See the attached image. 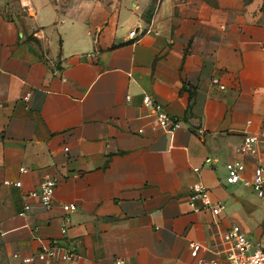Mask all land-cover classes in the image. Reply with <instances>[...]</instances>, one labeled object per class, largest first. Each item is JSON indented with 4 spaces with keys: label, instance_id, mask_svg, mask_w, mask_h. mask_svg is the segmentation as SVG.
<instances>
[{
    "label": "crops",
    "instance_id": "0c3cea01",
    "mask_svg": "<svg viewBox=\"0 0 264 264\" xmlns=\"http://www.w3.org/2000/svg\"><path fill=\"white\" fill-rule=\"evenodd\" d=\"M146 96L177 121L172 136ZM246 132L255 152L228 184ZM257 167L264 176V0H0V264L40 251L35 235L73 248V264H195L189 244L214 258L234 224L264 247ZM45 176L52 208L31 199L20 216ZM197 180L223 205L215 218L189 205Z\"/></svg>",
    "mask_w": 264,
    "mask_h": 264
},
{
    "label": "built area",
    "instance_id": "2783aa9c",
    "mask_svg": "<svg viewBox=\"0 0 264 264\" xmlns=\"http://www.w3.org/2000/svg\"><path fill=\"white\" fill-rule=\"evenodd\" d=\"M135 30H132L129 35H133ZM212 82L217 84V78H212ZM223 88L222 85L219 86ZM29 94H25L22 99L27 101ZM144 103L152 110L155 116L156 124L169 135H173L177 127V121L168 116L158 103H153L149 97L144 98ZM258 142V136L254 133L246 132L239 146L236 148L234 158L225 163L226 168V182L228 184H236L241 181L240 174V161L238 155L253 154ZM67 150V147L64 148ZM209 159H206L208 162ZM199 171V168H194ZM57 184L56 178L52 176H45L39 183L38 189L31 190L22 195L23 203L20 216H24L30 209L29 201L37 199L41 207L49 210L53 206V194ZM2 185H13L20 187L21 182H10L3 180ZM251 186L257 195L261 198L264 197V176L263 168H255L252 176ZM189 205L193 211L209 210L213 218H215L223 208L220 202L213 203L206 185L202 181H195L190 185L188 194ZM199 202V203H198ZM63 213L61 214L62 229L70 222V214L76 210V205L73 203L63 204ZM218 243L213 252L216 257L206 259L200 255L202 250H205L201 244L192 242L189 244V253L195 264H264V247L259 243L250 241L244 231L239 225H232L226 230L218 233ZM39 242L40 251L34 254L19 255L14 253L10 264H33L36 260L43 264H73L77 258V253L73 248H69L60 244L55 240L46 241L42 237L35 235ZM116 264H124L122 260H118Z\"/></svg>",
    "mask_w": 264,
    "mask_h": 264
}]
</instances>
